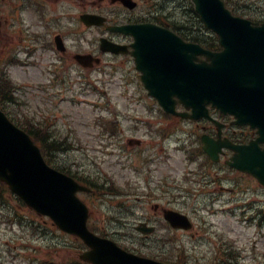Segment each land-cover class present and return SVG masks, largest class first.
<instances>
[{"label":"rangeland","instance_id":"374dc122","mask_svg":"<svg viewBox=\"0 0 264 264\" xmlns=\"http://www.w3.org/2000/svg\"><path fill=\"white\" fill-rule=\"evenodd\" d=\"M232 6L252 18L264 14V0H233ZM38 60L29 67L11 68L12 80L21 87L17 95L21 107L15 116L21 121L27 118L35 126L49 127L47 142L56 141L54 144L62 148L51 152L53 165L86 178L97 189L91 195L81 194L95 229L116 234L127 246L151 257L164 256L186 264H220L221 245L230 241L240 248L243 262L264 264V254L254 253L258 249L253 248L255 228L247 229L231 216L246 200L254 201L264 212L263 193L254 196L248 191L247 197L242 193L220 194L212 208L211 193L201 195L197 190L178 187L187 166L185 156L174 146L185 137L171 127L165 134L170 140L164 145L157 139L156 130L147 131V124L155 126L159 119L156 112L149 115L153 102L138 79L133 80L131 64L106 57L94 71H82L88 78L86 85L76 73L67 75L68 70L62 74L63 82L55 80L50 73L51 62L45 56ZM2 68L3 64L0 72ZM133 99L143 102L137 104ZM118 121L120 127L116 126ZM132 139L141 142L130 144ZM232 178L231 185L238 182L240 189L257 191L259 187L250 179ZM0 191V264L77 261L74 253L80 243L75 237L57 232L50 220L2 192L1 187ZM156 204L188 215L195 229L192 233L166 231L159 219L157 234L142 237L135 226L149 216L155 221ZM261 248L264 251V241ZM257 255L262 260H257Z\"/></svg>","mask_w":264,"mask_h":264},{"label":"water","instance_id":"95a60500","mask_svg":"<svg viewBox=\"0 0 264 264\" xmlns=\"http://www.w3.org/2000/svg\"><path fill=\"white\" fill-rule=\"evenodd\" d=\"M194 1L206 26L219 35L224 50L210 53L160 30L154 37L136 36L139 49L148 53L144 57L137 54V68L151 95L167 112L175 113L176 103H181L198 119L207 117V105L213 104L234 115L238 124L258 128L256 141L233 147L239 153L233 166L264 185V149L260 147L264 144V24L233 16L221 0ZM199 55H206L210 62L196 63ZM223 147L231 146L205 141V151L215 160ZM0 181L37 212L82 237L91 248L82 256L84 260L93 264H160L128 254L114 242L89 232L87 208L77 198V192L86 188L49 168L30 137L1 111ZM166 217L175 227H188L180 219L184 216L171 212Z\"/></svg>","mask_w":264,"mask_h":264},{"label":"flooded vegetation","instance_id":"af4514ba","mask_svg":"<svg viewBox=\"0 0 264 264\" xmlns=\"http://www.w3.org/2000/svg\"><path fill=\"white\" fill-rule=\"evenodd\" d=\"M167 10L170 14L175 13L177 10L175 0H0L1 54L11 46H16L23 48L21 51L23 57L36 61L44 56L50 62L54 59L70 61L78 54H90L96 57L110 56L127 59L130 64H133L135 62L132 56L134 38L111 31L110 28L152 24L178 29L179 26L176 24L160 22L165 18ZM86 14L103 16L106 25L87 27L84 19ZM87 30L100 32L96 43L92 48L89 47L91 50L85 49ZM195 32L196 29L190 25H183L179 30L180 35L190 42L196 41ZM104 37L124 47L122 49L126 53L114 55L99 51L98 42ZM69 40L72 41L71 44L68 43ZM55 41H60L59 45L62 48L66 45L65 50L60 52ZM211 114L216 116L220 124L208 120L196 122L194 132L201 139L206 136L215 140L228 139L234 144H247L256 138V133L252 130L239 133V130L244 131V129H235L236 125L230 116H223L216 111H211ZM232 156L234 152L228 149L223 150L221 154L220 163L227 169L230 168L227 164ZM235 173L238 176L242 174L237 171ZM218 189L235 192L234 189L224 188L221 185ZM156 208L159 209V206ZM164 210H160V213Z\"/></svg>","mask_w":264,"mask_h":264},{"label":"trees","instance_id":"16d2710c","mask_svg":"<svg viewBox=\"0 0 264 264\" xmlns=\"http://www.w3.org/2000/svg\"><path fill=\"white\" fill-rule=\"evenodd\" d=\"M256 20H259V21H263L264 20V15H262V16H257L256 18H255ZM215 47H218V45H217V43L215 42L214 44H213ZM8 94H5V95H2V94H0V98L1 99H8ZM2 188H3V190H5L6 189V187L4 186V185H2ZM0 197H1V192H0Z\"/></svg>","mask_w":264,"mask_h":264}]
</instances>
